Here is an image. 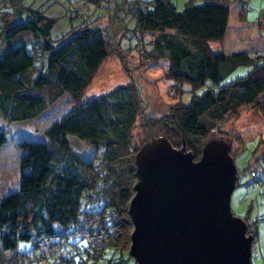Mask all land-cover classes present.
Returning a JSON list of instances; mask_svg holds the SVG:
<instances>
[{"label":"trees","instance_id":"obj_1","mask_svg":"<svg viewBox=\"0 0 264 264\" xmlns=\"http://www.w3.org/2000/svg\"><path fill=\"white\" fill-rule=\"evenodd\" d=\"M93 1L103 5V0ZM231 5L232 0H190L179 11L170 0H137L128 6L133 32L159 33L150 40L149 58H166L167 77L182 86V92L190 86L194 93L190 103L181 100L163 118L144 119V127L151 129L148 140L163 135L175 148L185 144L195 161L207 139L223 135H217L223 122L247 107H258L264 114V52H252L249 46L214 52L211 47L227 39ZM245 9L250 10V4ZM57 21L32 6L0 16V113L7 123L33 121L67 94L74 102L43 138L18 141L20 186L0 199V264L52 258L59 264H95L109 249L129 252L131 246L129 205L135 195L133 158L139 148L130 147V132L139 114V90L127 84L83 101L109 56L108 40L93 22L54 38ZM139 46L145 49V44ZM243 65L251 66L248 75L222 83ZM203 88L202 95L195 94ZM2 132L0 154L8 142ZM73 140L104 148L103 155L87 160L74 150ZM263 161L244 169L263 172L262 177L256 172L252 176L253 189L260 193ZM244 220L260 251L264 216L252 223L249 216Z\"/></svg>","mask_w":264,"mask_h":264},{"label":"rangeland","instance_id":"obj_2","mask_svg":"<svg viewBox=\"0 0 264 264\" xmlns=\"http://www.w3.org/2000/svg\"><path fill=\"white\" fill-rule=\"evenodd\" d=\"M136 1L103 0V5L98 7L93 0H0V16L12 13L15 8L21 10L24 7H41L49 16L58 20L52 31L54 38L79 25L92 22L95 29L103 30L110 53L85 90L82 100L99 98L127 84L135 85L139 90V114L130 132V147L133 150L150 137L151 129L144 127V119L155 121L163 118L173 105L181 100L190 103L194 95L190 86H185L186 92H182L183 87L175 85L174 81L167 77L169 62L166 58H149L146 51L151 50L150 40H155L159 33H145L140 36L139 33L137 35L133 32L135 21L128 6ZM170 1L181 11L190 0ZM246 4H250V10L245 9ZM261 23L264 26V0H252L249 3L248 0H232L227 39L225 43H212L213 51L232 53L249 46L252 52H264V38L261 39V36H264V27ZM139 43L145 44V49H142ZM250 70V65L239 66L227 75L222 83L227 84L245 77ZM205 90L203 88L195 94L202 95ZM72 105V96L67 94L51 103L48 110L37 119L12 125H9L0 113V132L3 131L8 140L0 154V199L17 191L20 186L21 152L18 141L25 138H43L46 130L61 120ZM218 129L222 131H218L217 135L223 134L220 137L230 143L232 154L235 155V164L239 169L238 184L231 198L232 211L237 217L244 219L249 216V221L255 222L259 216H264V192L253 189L252 176L253 172H256L258 177H262L263 172L244 169L248 165L252 169L264 157V114L258 107H247L238 117L223 122ZM155 132L158 133V130ZM73 148L87 160L100 158L104 151V148H95L77 140H73ZM262 163L264 164V161ZM96 209L100 210L101 205ZM258 239L260 251L253 253L252 263L264 264V221L260 223ZM30 264L59 262L52 258L40 259ZM95 264H136V261L128 251L115 252L109 249Z\"/></svg>","mask_w":264,"mask_h":264},{"label":"water","instance_id":"obj_3","mask_svg":"<svg viewBox=\"0 0 264 264\" xmlns=\"http://www.w3.org/2000/svg\"><path fill=\"white\" fill-rule=\"evenodd\" d=\"M230 149L215 135L197 161L163 135L139 147L129 205L136 264H253V236L231 207L239 177Z\"/></svg>","mask_w":264,"mask_h":264},{"label":"built area","instance_id":"obj_4","mask_svg":"<svg viewBox=\"0 0 264 264\" xmlns=\"http://www.w3.org/2000/svg\"><path fill=\"white\" fill-rule=\"evenodd\" d=\"M257 251H258L257 245H253V252H257Z\"/></svg>","mask_w":264,"mask_h":264},{"label":"crops","instance_id":"obj_5","mask_svg":"<svg viewBox=\"0 0 264 264\" xmlns=\"http://www.w3.org/2000/svg\"><path fill=\"white\" fill-rule=\"evenodd\" d=\"M259 243H260V241H259Z\"/></svg>","mask_w":264,"mask_h":264}]
</instances>
